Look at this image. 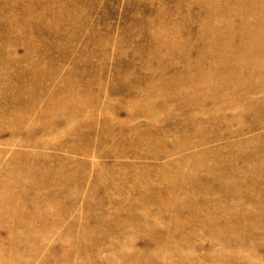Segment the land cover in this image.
I'll return each instance as SVG.
<instances>
[{
    "label": "rangeland",
    "instance_id": "1",
    "mask_svg": "<svg viewBox=\"0 0 264 264\" xmlns=\"http://www.w3.org/2000/svg\"><path fill=\"white\" fill-rule=\"evenodd\" d=\"M0 264H264V0H0Z\"/></svg>",
    "mask_w": 264,
    "mask_h": 264
},
{
    "label": "bare ground",
    "instance_id": "2",
    "mask_svg": "<svg viewBox=\"0 0 264 264\" xmlns=\"http://www.w3.org/2000/svg\"><path fill=\"white\" fill-rule=\"evenodd\" d=\"M126 69V68H125ZM47 208H48V206H47Z\"/></svg>",
    "mask_w": 264,
    "mask_h": 264
}]
</instances>
